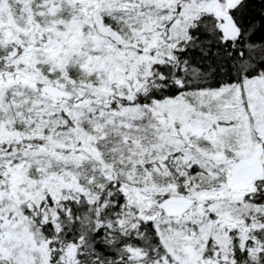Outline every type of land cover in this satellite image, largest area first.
<instances>
[{
	"label": "snow or ice",
	"instance_id": "6c2138e0",
	"mask_svg": "<svg viewBox=\"0 0 264 264\" xmlns=\"http://www.w3.org/2000/svg\"><path fill=\"white\" fill-rule=\"evenodd\" d=\"M0 264H264V0H0Z\"/></svg>",
	"mask_w": 264,
	"mask_h": 264
}]
</instances>
